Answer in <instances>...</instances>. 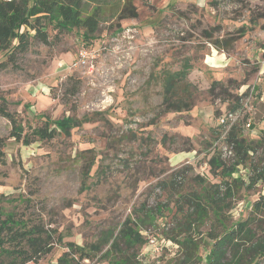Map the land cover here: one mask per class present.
Instances as JSON below:
<instances>
[{
    "label": "rangeland",
    "instance_id": "rangeland-1",
    "mask_svg": "<svg viewBox=\"0 0 264 264\" xmlns=\"http://www.w3.org/2000/svg\"><path fill=\"white\" fill-rule=\"evenodd\" d=\"M86 1L89 12L106 5L93 37L46 22L47 44L31 37L12 57L0 51V104L33 128L71 119L70 135L24 146L9 138L12 125L0 116L6 209L40 214L78 245L131 217L146 241L140 264H181L169 239L178 217L172 175L193 166L219 183L212 156L227 167L240 160L231 129L247 141L264 130V0H135L138 17L123 20V0ZM82 49L89 57L80 61ZM180 72L187 76L178 92L188 87L193 106L166 110L168 78ZM228 113H238L229 130L218 122ZM255 163L264 167V146L235 175L248 180ZM175 187L189 190L187 182ZM261 195L263 183L242 191L234 219L249 217ZM64 250L56 246L38 264H57ZM99 258L92 264H107Z\"/></svg>",
    "mask_w": 264,
    "mask_h": 264
},
{
    "label": "trees",
    "instance_id": "trees-1",
    "mask_svg": "<svg viewBox=\"0 0 264 264\" xmlns=\"http://www.w3.org/2000/svg\"><path fill=\"white\" fill-rule=\"evenodd\" d=\"M134 1L123 0L120 19L138 17ZM86 5V0H0V51L10 52L12 57L15 51L27 48L31 37L47 44L46 22L61 32L78 29L84 31L83 36L93 37L100 29L106 5L101 2L99 8L91 12ZM186 76V72H180L176 78H168L166 110L182 112L193 106L188 87L178 92L177 83L184 81ZM0 116L12 125L9 138L24 146L50 142L59 134L70 135V118L61 120L58 126L45 119L42 126L33 128L18 120L6 102L0 104ZM228 142L234 146L240 160L233 167H227L219 156H212L210 169L214 174L220 170L219 183L195 174L193 166L178 170L170 179L172 190H175L172 197H176L172 202L178 217L169 239L179 247L181 264H264V196L253 203L249 217L235 220L233 216L239 194L258 183L264 184V167L256 163L248 180L234 176L249 155L264 146V130L260 140L247 141L234 127L228 134ZM5 145L6 138L0 137V160L3 162L6 161ZM186 182L188 191L176 189L175 186ZM163 188L168 189V186ZM9 198L0 192V264H38L56 246L66 248L57 264H87V261L92 264L98 256L99 263L140 264V251L146 241L142 226L131 217L118 231L107 230L96 242L78 245L65 242L63 234L49 227L40 214L7 210Z\"/></svg>",
    "mask_w": 264,
    "mask_h": 264
},
{
    "label": "built area",
    "instance_id": "built-area-1",
    "mask_svg": "<svg viewBox=\"0 0 264 264\" xmlns=\"http://www.w3.org/2000/svg\"><path fill=\"white\" fill-rule=\"evenodd\" d=\"M89 57V53L87 52V50L82 49L80 51V61L84 60L86 58ZM238 120V113H228L224 116H222L219 119V125L223 128H231L233 125H235L237 123ZM247 128H251L252 127V123L251 120H248L247 124H246ZM233 147V146H232ZM234 148V147H233ZM230 153H232V150H230ZM235 177H238L239 175H234ZM152 243H154V240L151 241Z\"/></svg>",
    "mask_w": 264,
    "mask_h": 264
},
{
    "label": "crops",
    "instance_id": "crops-1",
    "mask_svg": "<svg viewBox=\"0 0 264 264\" xmlns=\"http://www.w3.org/2000/svg\"><path fill=\"white\" fill-rule=\"evenodd\" d=\"M264 72V71H263ZM263 98H261V101L264 102V96H262Z\"/></svg>",
    "mask_w": 264,
    "mask_h": 264
}]
</instances>
